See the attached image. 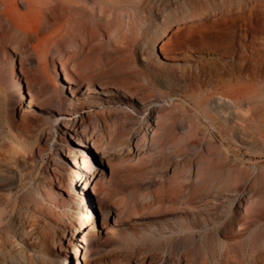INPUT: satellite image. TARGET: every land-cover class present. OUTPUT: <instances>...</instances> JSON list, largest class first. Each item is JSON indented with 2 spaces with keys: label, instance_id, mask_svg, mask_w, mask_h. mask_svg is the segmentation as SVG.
Instances as JSON below:
<instances>
[{
  "label": "rangeland",
  "instance_id": "rangeland-1",
  "mask_svg": "<svg viewBox=\"0 0 264 264\" xmlns=\"http://www.w3.org/2000/svg\"><path fill=\"white\" fill-rule=\"evenodd\" d=\"M5 2L0 0V14L8 9ZM243 4L257 35L245 54L264 66V0ZM17 7L20 15L32 16L26 1ZM9 28L0 16V121L2 113L8 118L6 127L0 125V160H18L17 195L52 235L54 254L31 249L34 256L54 264L57 258L64 259L61 264H264V67L258 64L263 69L258 79L233 80L260 91L246 115L254 142L243 143L238 133L214 129L188 95L179 90L169 95L161 80L220 65L229 59L221 47L169 51L168 58L157 51L153 61L137 53L127 61V74L103 77L101 70L75 69L67 56L79 45L67 46L64 54L52 47L43 60L33 48L38 41L32 44L22 32L16 34L22 42L7 43L3 35ZM16 80L24 94L21 105L13 93ZM53 84L63 103L46 110L29 89L54 95ZM120 134L127 139L123 150L99 148L100 138ZM84 153L94 170L81 159ZM70 208L83 213L89 234L76 230ZM17 218L9 209L5 223ZM1 234L7 247L18 244L8 231ZM95 237L103 245L95 247Z\"/></svg>",
  "mask_w": 264,
  "mask_h": 264
},
{
  "label": "bare ground",
  "instance_id": "bare-ground-1",
  "mask_svg": "<svg viewBox=\"0 0 264 264\" xmlns=\"http://www.w3.org/2000/svg\"><path fill=\"white\" fill-rule=\"evenodd\" d=\"M4 1L8 9L0 16H6L10 25L3 35L7 43L16 39L20 41L19 38L23 40L21 34L16 35L22 32L32 44L38 41L33 48L43 60H47L52 47L57 54H64L67 46L79 45V51L67 56L69 60L73 59L75 69L101 70L98 73L103 77L127 74V61L132 63L137 53L143 59L153 61L157 51L168 58L169 51L221 47L229 53V59L220 65L181 70L176 76L168 74L161 80L169 95L176 94L177 90L188 95L199 113L220 134L238 133L239 141L254 142L247 132L252 119L246 115L260 97L259 88L250 82L233 83L238 78L255 80L263 73V69L258 67L259 61L245 54V48L249 42L253 43L257 35L247 24L243 0H22L31 7L30 17L17 13L19 0ZM243 27L244 33L241 31ZM47 30H51L50 34L44 35ZM130 30L134 32L131 36L128 35ZM103 37L107 39L103 40ZM117 52L129 54L130 59L122 61ZM161 61L158 58L156 62ZM259 65L264 67L263 64ZM143 73L138 70V74ZM65 77L70 78L67 74ZM129 77L123 75L122 78ZM35 78L39 80L37 76ZM53 85L54 95H44L40 89H29V94L40 101L46 110H58V105L63 103L57 85ZM206 86H213L212 91L206 90ZM13 93L16 95V105L23 104L24 94L19 80L14 84ZM211 95L217 97L213 103L209 100ZM195 124L199 127L200 123L195 120ZM0 125H8L4 113ZM110 139L100 138L99 148L104 150L110 144L120 147L118 151L127 144V139L121 134ZM33 144L36 141L30 145V151ZM80 157L87 167L95 169L89 156L84 153ZM7 160H0V264H54L44 257L54 254L49 247V243L53 242L52 235L46 225H39L33 208L20 201L17 190L22 182L21 169L16 158ZM235 178L232 176V179ZM9 209L16 212L18 218L7 225L5 217ZM68 217L78 222L77 231L89 234L81 211L70 208ZM1 230L17 238L18 244L10 247L3 244L5 237ZM95 238L92 241L95 247L103 245ZM31 249H38L44 256H34ZM57 260L59 264L64 263L63 258Z\"/></svg>",
  "mask_w": 264,
  "mask_h": 264
}]
</instances>
